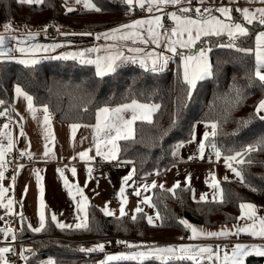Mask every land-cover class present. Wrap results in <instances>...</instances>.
<instances>
[{
    "label": "trees",
    "instance_id": "trees-1",
    "mask_svg": "<svg viewBox=\"0 0 264 264\" xmlns=\"http://www.w3.org/2000/svg\"><path fill=\"white\" fill-rule=\"evenodd\" d=\"M93 2L102 9L101 12L79 10L65 13L61 0H44L40 5L0 0V26L10 22L12 26L19 27L50 28L60 25L72 31H100L134 15L123 0ZM249 28L252 34L236 41L240 47L254 48L255 32L264 30L258 24ZM227 41L225 35L202 37V42H210L212 47L210 63L213 75L197 82L190 100L186 99L187 86L183 83L179 57L174 58V66L170 70L153 73L138 66H122L103 79L95 75L93 66L74 61L48 59L31 68L15 62L0 63V99L6 101L0 106V111H7L6 116H0V121L16 117L12 106L17 84L33 97L35 106L47 105L51 116L67 124H92L96 122L95 113L99 108H114L135 99L140 103L160 105L153 114L152 124L136 122L134 140L119 141L120 155L117 161L133 162L139 179L161 176L177 163L180 151L177 146L189 141L195 125L200 122L217 124V135L213 142L221 151V156L234 154L250 144H257L259 138L264 137V121L258 118H253L246 127L241 128L240 125L241 121L253 117L255 106L264 99V87L252 77L253 56L216 46L218 42ZM177 113L178 122L173 125L172 120ZM173 151L178 154L173 156ZM246 159L252 163L237 167L242 169L247 182L258 191H251L239 181H223L221 187L225 202L222 204L212 200L196 201L192 191L188 190L189 186L177 188L175 196L168 190L154 188L152 203L162 217L157 227L147 223L144 213L136 214L137 221L133 222L130 215L119 219V216H105L94 204L87 210L91 231H61L49 222L45 231L34 233L26 226L21 231L20 225L17 238L27 240V244L32 243L35 247L27 263L43 264L51 258L56 264H100L106 258L105 253H82L79 248L116 236L131 243L141 239L184 241L188 239L190 231L179 224V219L207 228L237 223L236 218L241 214L240 203L251 201L264 205V150L254 151ZM46 216L50 221L49 211ZM181 237L184 239L181 240ZM109 264L136 262L111 261ZM170 264L192 262L183 260ZM245 264H264V258L248 256Z\"/></svg>",
    "mask_w": 264,
    "mask_h": 264
},
{
    "label": "snow or ice",
    "instance_id": "snow-or-ice-1",
    "mask_svg": "<svg viewBox=\"0 0 264 264\" xmlns=\"http://www.w3.org/2000/svg\"><path fill=\"white\" fill-rule=\"evenodd\" d=\"M21 5H40L44 0H17ZM199 6L193 7V0H123V3L127 6L129 11L134 8H139L148 13V18H142L132 21L131 23L122 24L116 28L110 29L107 32L97 34L96 40L114 41V42H131L132 44H153L156 48L161 49L160 52H145L142 47H129L128 52L134 53V56H126L124 51L120 47L107 46L104 48H90L85 52L68 53L62 56L51 57L52 59H73L79 60L82 64L95 65V75L101 79L105 76L113 74L121 66L122 62L130 61L132 63L137 62L139 57V65L145 71H151L153 73L164 71L170 61L179 57L183 69L182 79L183 83L187 86L186 99L190 100L193 91L197 87V82L207 79L213 75L212 64L209 61V53L212 51L210 42H202V37H222L227 35V43L218 42L216 44L219 48L234 49L238 53L244 55H251L254 57V71L252 77L258 81L261 87H264V30L256 31L254 35V48L240 47L236 41L242 37H248L252 33L250 32L249 26L258 24L261 29H264V6L249 8V7H236L235 9L228 6H220L215 9L206 7L205 5L209 0H196ZM231 3H238L239 0H230ZM248 3H255L257 0H246ZM68 0H65V4ZM75 4H82L85 9L101 12L102 9L98 7L93 0H74ZM260 5H264V0H258ZM173 7L176 11L166 13L167 18L172 22L171 28H165L163 24L165 8ZM75 9L67 7V12H73ZM235 11L239 13L241 20H237L233 17L232 13ZM161 13V14H158ZM218 13V15L214 14ZM4 33L14 31L13 26L10 22L3 25ZM47 32V27L43 29ZM59 32V28H57ZM4 33H0V63L15 62L23 65L25 68H31L40 63L37 59V54L43 52L47 53L55 51L58 44L51 45H40L32 44L31 46H25L28 44V40H35L39 33L28 32V40H20L16 36H6ZM84 35H92V33H83ZM9 40L15 41V45H10ZM200 45L197 47V45ZM195 49V51H193ZM104 51L106 55H97L94 59L89 58V53H99ZM20 53L24 58L17 59L13 53ZM164 52L171 53V56L164 55ZM143 54V55H141ZM14 93L17 98H23L27 101V110L32 114L33 119H36L37 111H42V123L44 126V151L43 156L50 158L54 156L53 147L55 143V136L52 131V119L47 105L43 106L42 109H37L33 104V97L28 94L22 86L19 84L15 85ZM239 96V93H238ZM6 101L0 99V106H3ZM239 103V99L237 100ZM160 105L140 103L133 99L131 103L121 104L117 107H101L95 113L94 125H84L85 127H92L94 129L93 135V146L95 149V155L102 157L106 161H114L119 159L120 145L119 141H128L135 139V128L134 125L137 121L147 122L152 124V116L158 111ZM87 111V109H85ZM125 113H131L130 118H126ZM7 111H0V116H6ZM253 118H258L264 121V99H261L254 108L253 117L248 120L240 122L241 128L246 127L250 124ZM21 119H23L21 117ZM178 122V113L174 115L172 124L175 125ZM82 125L73 123L70 126L72 138H75L76 131ZM10 124H4L3 129L0 131V136L4 137L7 141L6 145L0 143V182L5 179L6 165L9 161L6 160V154L11 152L14 148L13 136L10 131ZM208 131L203 133V138L198 141L197 154L190 157L189 159H201L205 158V150L207 147H211L215 153L217 160L221 158V151L217 148V145L213 142L217 135V124L215 122L206 125ZM20 136H24L23 130L19 133ZM210 137L212 140H210ZM86 139V138H85ZM197 142V136L193 131L191 138L188 143ZM52 145V147H50ZM184 143L181 142L177 148L183 147ZM264 150V137H260L257 144H250L245 147L242 151H236L234 154L224 156L225 166L231 173L237 178L242 184L250 188L251 191L256 192L258 189L246 180V177L241 168L237 165L251 164L252 161L246 159V157L254 151ZM93 151V148L86 149L77 154L81 161L91 162L94 157L90 156L89 153ZM178 153L173 151L172 155L176 156ZM21 157L27 156L28 159L33 158V153L30 151L20 152ZM74 156L72 159H76ZM127 164L131 161H122ZM23 165H18L16 168V175L23 169ZM70 171L72 177H76L77 169L71 168H58L57 173L63 182L67 194L75 201L76 215L74 223H65L58 220L57 215L52 213L49 217L46 216L45 209L47 207L44 195L45 189L43 184L44 177L41 175L42 169H33V174L36 179L38 194H39V212H38V226H33L30 222H26L22 212L14 211V204L17 203L13 198H7L6 196L14 188L16 175L11 177L12 185L5 187L0 183V208L5 210L7 215L18 216L22 225L21 231L24 230V226L34 233H40L46 230L49 226V222L54 224L56 228L61 231L64 230H81L91 231L89 224V203L88 197L84 195V190L79 186L78 183H71L65 172ZM135 168L131 172L122 178V185L119 189L118 199L120 202L119 218H123L128 215L125 211L127 205V197L125 196L126 187L130 186L129 181L133 179L135 175ZM92 167L87 168V182L92 177ZM158 174V173H157ZM225 181L228 180V176H224ZM185 183L189 185L190 191L193 192V198H195L194 190L191 189V176H187ZM205 183L213 189L212 201L216 203H224V190L221 187L220 181L217 179L215 173H210ZM163 188L164 186L157 185L152 182L151 185L144 184L143 188L145 191L150 188ZM180 188V184L176 183L172 188L168 189L169 192L176 195V189ZM28 191L27 185L25 186L22 195H26ZM134 194L137 197L141 196V192L138 189H134ZM77 197L79 199L77 200ZM200 201H208L207 194H201L199 196ZM149 207H154L151 203V197H143L140 201ZM21 207H22V202ZM241 215L236 219L238 221L243 220V225L236 224L233 228L229 229L226 226L222 227L219 231H207L203 228H197L190 224L185 219H179V224L184 229L190 231V235L187 237L189 240L197 239H221L229 238L231 236H238L241 233H246L252 237H257L260 240H264V216L258 215L257 206L244 202L239 204ZM105 216H115L116 213L109 209L108 205L105 204L104 208L101 209ZM144 213L143 208L139 205L135 208L134 214L131 215L130 219L133 222L137 221V215ZM147 219V223L150 226H160L156 223L162 219L160 213L157 212L155 218L152 215L144 213ZM4 217L0 216V220ZM16 229L10 226L0 228V234H3L5 238H10V241L16 240ZM181 240L184 237L180 238ZM118 244L125 245L128 249H136L128 254L120 255H107L106 258L100 262V264H109L111 261H135L136 264H146V262L158 261L159 264H170L173 261L189 260L192 264H204L205 261L208 264H245V258L248 256L264 257V243L261 244H243L236 242L231 246L230 251L226 246L218 245L217 249H223V255L221 256L217 250L209 245H193V244H179V245H168V246H157L155 244L139 245L127 241H117ZM104 243H98L93 247L84 248L80 247L79 251L82 253H93V252H104ZM32 249L25 248L20 253V258L26 260L27 257L23 254L24 252L32 253ZM15 252L11 247L5 246L0 247V264H9L6 258L7 253ZM46 264H56L54 259H48Z\"/></svg>",
    "mask_w": 264,
    "mask_h": 264
},
{
    "label": "crops",
    "instance_id": "crops-1",
    "mask_svg": "<svg viewBox=\"0 0 264 264\" xmlns=\"http://www.w3.org/2000/svg\"><path fill=\"white\" fill-rule=\"evenodd\" d=\"M65 11L67 7H72L75 10H88L83 7L82 4L78 5L74 3V0H68V3L65 4V0H61ZM193 7L199 6L196 0H193ZM206 7H211L215 9L220 6H228L233 9L236 7H249L256 8L262 7L264 5H260L257 2L248 3L246 0H239L238 3H231L230 0H209V2L205 5ZM176 11L173 7H167L164 10V13H158L164 15V18L167 17L166 13ZM67 12V11H66ZM234 12V11H233ZM218 15V13H214ZM148 13L144 16L133 15L128 20L119 23L116 26L103 29L100 31H72L63 26L57 25L55 28L56 36L54 38H48L43 29L45 27H19L13 26L14 31L9 33H4L3 26H0V33H4L6 36H16L20 40H28V32L39 33L36 36L35 40H28V44L25 46H31L32 44H40V45H51L58 44L60 45L55 49V51H50L47 53H39L37 54V59L40 62L44 60H65V59H52L51 57L62 56L68 53H76V52H85L90 48H104L107 46H115L120 47L121 50L124 51L126 56H134V53H130L127 51L129 47H142L145 52H160L161 49L156 48L153 44L141 45V44H132L129 42H114V41H105L103 39L96 40L95 36L97 34H101L109 31L110 29L116 28L122 24L131 23L134 20L148 18ZM233 15V13H232ZM49 27H47L48 30ZM57 28H59V32H57ZM83 33H92V35H84ZM227 36V35H225ZM8 43L10 45H15V41L9 40ZM194 51V49H193ZM104 51L99 53H89L88 56L91 59H94L97 55H106ZM17 59L24 58L20 53H13ZM143 55V54H141ZM164 55L171 56V53L164 52ZM209 61H210V53ZM66 61H74L80 65L93 66L95 69V65L92 64H82L79 60L67 59ZM138 66L139 65V57H137V62L132 63L130 61H125L121 63V66ZM174 66V58L168 64L166 70L172 69ZM119 67V68H120ZM165 71V70H164ZM34 104V102H33ZM35 106V105H34ZM37 109H42V107L35 106ZM12 110L15 114V118L8 117L5 120L0 121V131H5L3 129L4 124H10V128L7 131H10L13 136L14 141V150L19 152L22 151H30L33 153V158L30 160L26 157V161L21 162L18 165H23V169L16 175V168L11 173L8 172L9 164L6 165L5 170V179L0 182L5 187H10L12 185L11 177L16 175V181L14 188L6 196L7 198H13L17 203L14 204L15 212H22L24 217L26 218V222H30L34 227L38 226V212H39V194L35 176L33 174V169H42L41 175L44 177L43 184L45 189L44 200L47 205L45 209V213L49 211L50 215L55 213L57 215L58 220L65 223H74L76 208L75 201H73L69 195L67 194V190L65 189L62 180L57 173L58 168H71L75 167L77 169L76 177H72L71 172H65V175L68 177L71 183H78L81 188L84 190V195L88 197L89 205L94 204L100 209L104 208L105 204L108 205L109 209L116 213L115 216H119V208L120 202L118 199L119 189L122 185V178L128 175L133 168L136 167L131 163L124 164L122 161H119L120 167L119 171L113 174H109L106 177L101 179H96L94 176V161L97 157L95 155V149L93 146V135L94 129L92 127H85L82 125L75 134V138H72L70 126L72 124L61 123L56 120L53 116L52 119V131L55 136V143L53 147L54 156L50 158H45L43 156L44 151V126L42 123V111H37L36 119H33L32 114L27 110V101L22 97L17 98L14 93V104L12 106ZM131 113H125L126 118H130ZM21 117L23 119H21ZM153 117V116H152ZM96 122L87 125H94ZM210 122H200L197 123L194 127V132L197 136V142L193 143H184V146L180 148L179 151V160L177 163H174L170 166L166 172L161 176H150L148 178L139 179L137 173L135 171V175L133 179L129 181L128 187H126L125 196L127 197V205L125 207V211L128 215L134 214L135 208L139 205L143 208L144 213L148 215H152L155 218L157 210L155 207H149L146 204L141 203L143 197H151L152 203V191L154 188H150L145 191L143 188L144 184L151 185L152 182H155L157 185H163L164 187L161 189L168 190L172 188L176 183L180 184V187L189 186L185 183L186 177L191 176V188L195 193V200H199V196L201 194H207L208 200H212L213 189H211L206 183L205 180L208 179L210 173H215L217 179L222 183L225 181L224 176H228L227 181H238L237 178L228 170L225 166L224 156H221L219 160L216 159L215 153L213 149L209 146L205 150V158L201 159H189L190 157L197 154L198 151V141L203 138V133L208 131L206 125ZM23 130L24 136H20V131ZM86 138V139H85ZM0 143H4L6 145L7 141L4 137L0 136ZM119 143V142H118ZM52 147V145H50ZM93 148V151L89 153L90 156L94 157L91 162L81 161L77 154L86 149ZM76 156V159H72V157ZM6 160H8V156L6 154ZM195 160L194 163L191 161ZM117 161V160H114ZM92 167V179L87 182V187H85V183L87 180V168ZM27 185L28 191L26 195H22L24 192L25 186ZM160 188V187H157ZM134 189H138L141 192V196L137 197L134 194ZM193 196V192H192ZM79 197H77V200ZM22 202V207L21 203ZM257 206L258 215L264 216V205H257L254 202H249ZM153 204V203H152ZM5 210L0 208V216H6ZM241 215V214H240ZM12 216V215H11ZM15 217L14 220L4 221L0 220V228H4L7 226L16 229V239L17 233L20 228V220L18 216ZM157 224L160 223L156 221ZM190 223V222H189ZM245 222L243 220L238 221L237 223H228L222 224L217 227L207 228L202 225L190 223L197 228H203L207 231H219L222 227H227L229 229L233 228V225L240 224L243 225ZM190 235V233H189ZM15 242V241H14ZM14 242L10 241V238H5L3 234H0V247H11L15 250V254L18 257L17 264H28V259L30 255L35 250L34 246H29L28 244L19 245L18 247L14 246ZM243 244H261L264 243V240H260L257 237H252L246 233H241L238 236H231L227 239H197V240H184V241H162L158 239H149V240H138L132 243L139 245H151L155 244L157 246H168V245H179V244H193V245H209L213 247L214 250H217L220 255H223V249H217L218 245L226 246L230 251L231 246L236 243ZM25 248L32 249V253L24 252L23 254L27 257L26 260L20 258V253L23 252ZM136 249H128L126 252L112 254V255H120V254H128ZM13 253V252H10ZM7 253V255L10 254ZM264 258V257H263ZM246 259V258H245ZM204 263H207L205 261ZM43 264H46L44 262ZM219 264V262H217Z\"/></svg>",
    "mask_w": 264,
    "mask_h": 264
},
{
    "label": "built area",
    "instance_id": "built-area-1",
    "mask_svg": "<svg viewBox=\"0 0 264 264\" xmlns=\"http://www.w3.org/2000/svg\"><path fill=\"white\" fill-rule=\"evenodd\" d=\"M133 11L137 14V15H143L145 14V11H141L138 7L134 8ZM233 17L234 18H241L239 13H236L235 11L233 12ZM163 24L165 26V28H171L172 27V22L165 17L163 19ZM48 38H54L56 36V32H55V28L54 27H50L47 30L46 33ZM8 156V160H9V170L8 172H12L14 171L15 167L20 164L23 161H26V157H21L20 156V152L17 150H12L11 152L7 153ZM118 161H106L104 160L102 157L97 158L93 165H94V176L96 179H101L103 177H106L109 174H113L116 173L119 169V164L117 163ZM192 163L195 162V160L191 161ZM15 217L11 216V215H6L4 216V221H10V220H14ZM25 244L24 241H20V240H16L14 242V246L18 247L19 245ZM105 249L107 251H110L108 253H121L123 251H125V247L123 244H118L117 241H111V240H107L105 243ZM104 253H107L106 251H104ZM7 259L9 261V264H17L18 263V257L15 253H10L7 255Z\"/></svg>",
    "mask_w": 264,
    "mask_h": 264
},
{
    "label": "rangeland",
    "instance_id": "rangeland-1",
    "mask_svg": "<svg viewBox=\"0 0 264 264\" xmlns=\"http://www.w3.org/2000/svg\"><path fill=\"white\" fill-rule=\"evenodd\" d=\"M65 13H66V11H65ZM237 19V18H236ZM238 21L239 20H241V19H237ZM57 26V25H56ZM56 26H54V27H56ZM49 29V28H48ZM64 61H66V60H64ZM166 70V69H165ZM181 148V147H180ZM178 150H179V148H178ZM100 157V156H99ZM99 157H97V158H99ZM96 158V159H97ZM95 159V160H96ZM118 164H119V167H120V163H119V161L117 162ZM118 171H119V169H118ZM117 171V172H118ZM84 240V239H83ZM107 240H111V241H121L122 239L121 238H118L117 236L116 237H111V238H109V239H107ZM141 240H143V239H141ZM158 240H160V239H158ZM106 241V240H105ZM105 241H103V242H101V243H105ZM123 241V240H122ZM162 241H164V240H162ZM25 243L27 242V240H25L24 241ZM32 244V243H31ZM30 243L28 244L29 246H33V245H31ZM96 244H98L97 242H95V243H93V244H89V245H82V247H84V248H90V247H93V246H95ZM23 245V244H22ZM35 248V247H34ZM126 249H128V248H126ZM104 251H106L107 253H105V255L107 256V255H112V254H118V253H108V252H110V251H107V250H104ZM33 252H35V250L33 251ZM104 253V252H103Z\"/></svg>",
    "mask_w": 264,
    "mask_h": 264
},
{
    "label": "bare ground",
    "instance_id": "bare-ground-1",
    "mask_svg": "<svg viewBox=\"0 0 264 264\" xmlns=\"http://www.w3.org/2000/svg\"><path fill=\"white\" fill-rule=\"evenodd\" d=\"M141 10V9H140ZM141 11H143V10H141ZM131 13H134V15H137L133 10L131 11ZM147 13L145 12V14H143V15H137V16H144V15H146ZM16 240H20V239H16ZM15 240V241H16ZM20 241H22V240H20ZM25 244H27V243H25ZM128 249H125V251H123V252H126ZM123 252H121V253H123Z\"/></svg>",
    "mask_w": 264,
    "mask_h": 264
}]
</instances>
